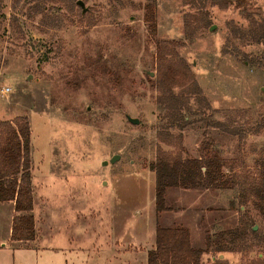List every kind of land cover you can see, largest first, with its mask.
<instances>
[{"label":"rangeland","instance_id":"374dc122","mask_svg":"<svg viewBox=\"0 0 264 264\" xmlns=\"http://www.w3.org/2000/svg\"><path fill=\"white\" fill-rule=\"evenodd\" d=\"M77 1L0 0V120L29 124L35 228L30 242L7 241L2 202L0 264H145L156 224L186 228L204 250L243 223L256 235L221 258L264 261V216L239 209L233 185L264 163V0H79L84 13ZM161 44L199 89L181 130L158 103ZM158 148L217 156L230 182L167 188L169 210L155 215Z\"/></svg>","mask_w":264,"mask_h":264},{"label":"trees","instance_id":"16d2710c","mask_svg":"<svg viewBox=\"0 0 264 264\" xmlns=\"http://www.w3.org/2000/svg\"><path fill=\"white\" fill-rule=\"evenodd\" d=\"M148 18L153 21L152 15ZM166 47L161 44L157 50L158 103L163 110L175 112L171 125L181 130L190 121V114L184 113L187 110L185 103L188 104L194 91L199 89L189 68L174 51H167ZM156 154L152 166L155 174V215L169 210L165 204L167 188L216 189L230 182L224 177L222 161L217 156L175 159L159 148ZM30 165V128L27 118L21 116L13 121L0 120V203L13 202L15 214L12 216L9 237L12 242H30L35 239L34 217L30 213L33 209ZM256 168L255 173L233 181V185L237 190L239 209L250 202L264 216V163ZM246 233L256 235L257 232L252 226L243 223L235 229L208 235L206 247L202 250L192 247L186 228L156 224L154 248L148 250L146 264H201L205 251L217 252L210 259L212 264H227L220 255L232 252L235 239ZM248 264H264V261L256 258Z\"/></svg>","mask_w":264,"mask_h":264},{"label":"water","instance_id":"95a60500","mask_svg":"<svg viewBox=\"0 0 264 264\" xmlns=\"http://www.w3.org/2000/svg\"><path fill=\"white\" fill-rule=\"evenodd\" d=\"M76 3L82 8V13H84V12L86 11V8L84 7L83 2L78 0ZM126 119H127V121H128L129 123H131V124H133V125H137L138 122H139V120H138L137 118H132V117H129V116H127ZM117 159H118V155H114V156H112L111 159L109 160V163H113V162L116 161ZM104 164H107V162L105 161ZM220 257H222V256L220 255Z\"/></svg>","mask_w":264,"mask_h":264},{"label":"crops","instance_id":"0c3cea01","mask_svg":"<svg viewBox=\"0 0 264 264\" xmlns=\"http://www.w3.org/2000/svg\"><path fill=\"white\" fill-rule=\"evenodd\" d=\"M4 203H0V207L3 205ZM4 205H8L9 207H10V212H9V226H8V235H7V238H5L7 241L8 240H10L9 239V237H10V230H11V223H12V212H13V207H12V203L10 202V203H8V204H4ZM155 231V230H154ZM152 236V238H154V236L153 235H151ZM151 238V239H152ZM12 242V241H11ZM152 244H154V241L152 242ZM154 247H150V248H148L147 250H150V249H153ZM146 250V252H145V264H146V254H147V251Z\"/></svg>","mask_w":264,"mask_h":264},{"label":"built area","instance_id":"2783aa9c","mask_svg":"<svg viewBox=\"0 0 264 264\" xmlns=\"http://www.w3.org/2000/svg\"><path fill=\"white\" fill-rule=\"evenodd\" d=\"M7 92H9V88H3L2 89V94L7 93Z\"/></svg>","mask_w":264,"mask_h":264}]
</instances>
